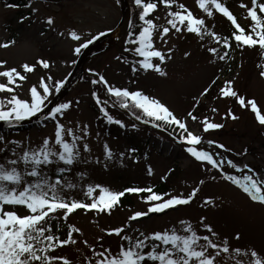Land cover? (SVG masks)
<instances>
[{
  "label": "rangeland",
  "instance_id": "rangeland-1",
  "mask_svg": "<svg viewBox=\"0 0 264 264\" xmlns=\"http://www.w3.org/2000/svg\"><path fill=\"white\" fill-rule=\"evenodd\" d=\"M172 1L146 10L153 34L146 59H137L138 36L128 32L89 69L111 92L130 87L143 96L155 119L180 120L174 135L212 145L227 160L223 167L251 169L244 182L255 190L237 176L221 177L206 151L137 127L86 76L44 126L0 133V264H264V200L257 195L264 194V56L259 47L240 51L238 42L227 72L223 40L213 33L230 25L249 30L264 0ZM120 19L118 0L0 2V121L45 107ZM148 95L161 107L147 106ZM92 107L103 108L101 123L119 138L97 125ZM126 135L141 147L138 156ZM160 184L167 189L161 198L126 194L129 203L110 207L130 186L146 193Z\"/></svg>",
  "mask_w": 264,
  "mask_h": 264
},
{
  "label": "trees",
  "instance_id": "trees-1",
  "mask_svg": "<svg viewBox=\"0 0 264 264\" xmlns=\"http://www.w3.org/2000/svg\"><path fill=\"white\" fill-rule=\"evenodd\" d=\"M160 1V0H134L135 3V8L134 12L131 17L130 21V27H129V33H135L137 34V43L138 47L140 46V53L137 56V59L144 58L145 55H147L151 50H153V45H152V37L153 34L151 33L150 30V17L146 15V10H148V7L152 6L155 4V2ZM164 2L168 3H174L172 0H162ZM0 2H3L4 4H7V6H16V7H23L27 4L25 0H0ZM254 21L248 26L249 30L243 31L244 33L238 32L235 29H233L231 26H229V32L228 33H220L217 34L213 32L216 36H218V40L220 41L221 39L223 40V46H222V53H223V59H224V66L230 60L233 59V45L234 43L238 41H242L243 46H239L240 51L245 48V45H249L250 47H259L262 56H264V13H259L258 15H254L253 17ZM221 53V55H222ZM141 56V57H140ZM146 59V58H144ZM129 60V59H128ZM264 60V59H263ZM137 62L135 60L133 61V69L136 70ZM263 70L262 73H264V63L262 64ZM232 66L229 64L227 71L230 72L232 69ZM134 72V71H133ZM129 91V88L127 89ZM113 101L120 106L121 108L127 109L130 112H132L137 118H140L144 121L153 123L160 127L161 129L167 131L170 134H173L175 130L178 129V127L175 126V124L171 123L170 121L167 122L164 119H155L152 117L153 115H149L141 110L140 107L136 106L133 102H131L127 97L123 95H117L116 97L112 98ZM106 105L112 107L107 101H105ZM93 111L97 115V125L105 131V133L109 136H115V137H120L119 131L113 130L110 126H106L104 123H101V119L104 117L103 114V108L96 109L92 107ZM120 113V112H119ZM47 122H44V124ZM147 130H151L148 128H145ZM152 131V130H151ZM5 132H11V129H5L1 132V134ZM154 132V131H153ZM125 136V135H124ZM123 137V136H122ZM124 138V137H123ZM128 139L130 142L131 146L130 149L134 151L135 156H138L141 150L140 146H135L131 142L132 138L131 136L126 135L125 137ZM124 138V139H125ZM125 139V140H126ZM165 186L160 184V188L157 190H153L150 192L144 193L143 190H139V197L142 198V200H150V199H155V198H161L167 191V189L163 190ZM127 193H123V195H120L116 198V203L121 204L126 202H130V198H125V195ZM130 197V196H128Z\"/></svg>",
  "mask_w": 264,
  "mask_h": 264
},
{
  "label": "water",
  "instance_id": "water-1",
  "mask_svg": "<svg viewBox=\"0 0 264 264\" xmlns=\"http://www.w3.org/2000/svg\"><path fill=\"white\" fill-rule=\"evenodd\" d=\"M37 1H44V2H50V3H62V2H67L71 0H37ZM119 2H120L121 10H122V17L117 27L110 34H108L104 38L95 42L85 52V54L81 57L73 75L71 76V78L69 79L65 87L52 100V102L49 103L44 109H42L40 112H38L37 114L33 116L19 118V119H11V120L0 122V129L6 126H18L19 128L32 127L37 122H40L44 120L47 116H49V114L54 110V108L79 84V82L85 75H93L88 70L90 63L94 59L108 53L113 48H115L119 44V42L121 41V39L123 38L127 30V27H128V24L131 18L130 0H119ZM83 59H84V63L81 66V68L77 71L80 62ZM121 111L126 114H129L127 111H124V110H121ZM135 122L138 125L149 126L157 131H160L155 126L147 124V123H143L140 120H135ZM162 133L166 135L164 132ZM168 137L172 139L171 136H168ZM203 146L210 148L208 145H203ZM224 171L231 173V171H228V170H224Z\"/></svg>",
  "mask_w": 264,
  "mask_h": 264
},
{
  "label": "bare ground",
  "instance_id": "bare-ground-1",
  "mask_svg": "<svg viewBox=\"0 0 264 264\" xmlns=\"http://www.w3.org/2000/svg\"><path fill=\"white\" fill-rule=\"evenodd\" d=\"M83 63H84V59L80 62V64H79L77 70H79V69L81 68V66L83 65ZM208 152H209V151H208ZM209 153H210V152H209ZM214 157H215V160H216L217 165H219V166H223L222 163H221V159H222V157L219 156V155H217V154H215ZM229 167L232 168V166H230V165H229ZM246 174H247V170H246V169H242V170H241V173H240V176H242L243 180L245 179ZM246 184H247L249 187H252V185H251L250 182H246Z\"/></svg>",
  "mask_w": 264,
  "mask_h": 264
}]
</instances>
